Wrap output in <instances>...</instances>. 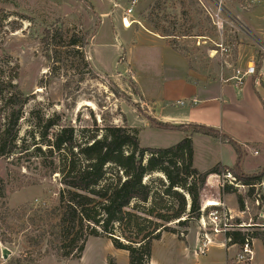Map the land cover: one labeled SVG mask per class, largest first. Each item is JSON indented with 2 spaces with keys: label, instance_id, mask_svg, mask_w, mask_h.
Returning <instances> with one entry per match:
<instances>
[{
  "label": "rangeland",
  "instance_id": "obj_1",
  "mask_svg": "<svg viewBox=\"0 0 264 264\" xmlns=\"http://www.w3.org/2000/svg\"><path fill=\"white\" fill-rule=\"evenodd\" d=\"M130 7L129 19L134 24L124 28L121 20ZM155 24L171 37L156 33ZM47 29H60L65 35L96 29L85 50V60L96 77L87 74L88 68L75 50L65 48H60L63 58L51 70L53 62L47 55L53 49L43 43ZM239 44L249 46L242 48L238 58ZM164 45L183 56L193 77L211 81H226L237 76V71H245L249 65L243 66L256 47L250 64L254 74L249 78L258 79L264 91L262 67L256 64L258 57L261 62L264 58V0H0V79L12 78L17 72L15 83L29 98L18 133L19 143L28 146L29 152L0 159V264H128L127 253L115 250L106 238H89L79 260L58 256L47 235L38 242L54 222L49 212L57 205L62 186L59 175L50 168L52 159L47 154L37 157L34 148L41 146L45 152L40 136L46 119L55 115L60 124L50 136L69 126L85 140L97 128L126 125L138 130L141 148L176 146L186 135L151 127L150 118L159 120L151 104L131 85L139 83L146 92L160 88L173 56ZM168 110L176 109L171 106ZM205 146L201 141L195 143L193 167L200 171L209 168L203 159ZM247 146L243 168L252 172L264 166V146ZM158 177L162 178L161 174L145 181ZM238 193L245 197L244 191ZM210 196L218 198L215 190L202 192V199ZM244 200L250 212L242 222L264 223L257 216L260 210L250 199ZM227 202L226 206L238 208L234 195L228 196ZM170 227L177 234L163 233L151 243L150 264H202L212 258L224 262L225 257L236 260V247L214 246L207 256L196 255L198 221L186 230L176 227V222ZM216 240L220 242L222 236ZM2 248L9 251L6 260ZM254 249L255 264H262L260 241Z\"/></svg>",
  "mask_w": 264,
  "mask_h": 264
},
{
  "label": "trees",
  "instance_id": "obj_2",
  "mask_svg": "<svg viewBox=\"0 0 264 264\" xmlns=\"http://www.w3.org/2000/svg\"><path fill=\"white\" fill-rule=\"evenodd\" d=\"M96 29L70 35L60 29H47L43 43L53 49L47 55L53 62L51 70L54 63L63 58L60 48L71 49L88 68L87 74L95 78L90 63L85 60V50ZM153 29L156 33L160 31L163 37H171L157 24ZM261 63L258 57L259 68ZM16 79L17 72L12 78L0 79V159L29 152V147L19 143L18 139L19 124L29 98L19 90ZM83 80L81 78L80 82ZM131 85L136 88L133 82ZM59 124L58 115L46 119L40 136L46 149L44 152L41 146H36L34 155L43 157L47 154L52 159L50 168L59 175L62 186L57 205L52 208V213L49 212L54 222L38 242L44 241L47 235L53 242V250L63 259L79 260L89 238H106L115 250L127 253L128 264H149L151 243L159 240L163 233L177 234L176 229L170 227L172 223L176 222V227L186 230L199 220L201 195L209 175L230 172L242 186H253L264 179V167L252 174L243 171L244 152L240 145L205 125H172L150 118L153 128L186 133L176 146L150 149L141 148L138 130L126 125L97 128L84 140L83 134L77 137L69 126L60 127L50 136V131ZM195 134L230 145L236 154L235 164L232 167L218 164L206 172L197 171L193 167L191 140ZM154 174H161L162 178L145 181ZM253 192L254 189L249 188L245 197L250 198ZM223 194L234 195L238 209L243 210L245 197L236 189L227 187ZM252 229L254 231L250 232ZM252 229L247 233H230L228 246L240 247L245 237L250 236L260 241L264 248V229ZM43 255L47 256V253Z\"/></svg>",
  "mask_w": 264,
  "mask_h": 264
},
{
  "label": "crops",
  "instance_id": "obj_3",
  "mask_svg": "<svg viewBox=\"0 0 264 264\" xmlns=\"http://www.w3.org/2000/svg\"><path fill=\"white\" fill-rule=\"evenodd\" d=\"M256 45V47L259 46L258 44ZM164 46L172 51L166 45ZM245 46L247 47L249 45L239 44L237 47L236 54L238 58L240 51L243 50L242 48ZM256 47L250 52V56L243 67L253 64L254 53L257 50ZM172 54V62L168 65L169 69L165 77L163 76L160 79L161 85L160 88L156 89V92H146L139 83L133 81L140 97L151 104L155 118L159 120V122L172 125L199 124L212 127L240 145L243 152H245V148L248 147L247 145L255 146L262 144L264 146V91L262 90L260 81H258V79L253 81L252 78L249 77L242 79L241 82L232 79L226 81H222L221 79L211 81L195 78L191 75L185 59L174 51H172ZM261 67V76H263L264 58ZM177 101H183L184 105H177ZM171 106L176 110L172 112L168 110ZM181 135L184 137L186 134L181 131ZM191 140L193 147V162L195 161L194 151H196V141H201L206 145L203 159L205 163L208 164L207 167L209 168L201 171L196 169L197 171L203 173L218 164L225 167H232L235 164L236 155L230 145L220 143L209 137H202V135H193ZM229 147L232 148V151H229ZM243 161L241 167L246 174L255 173L260 168L264 167L259 166L252 172H246L243 168ZM228 196L230 195L223 196V201L225 203L227 202ZM227 206L232 213L236 212V207L232 208L229 205ZM172 236L176 237L175 235ZM186 237L184 240H186ZM195 240L198 247V234H195ZM256 241H253V257L249 264H255L256 252L254 245ZM214 246L223 248L219 244H215L212 247ZM233 247L238 248V253L239 247L236 245L229 246L225 249L228 250ZM205 256H207V254H205L204 257ZM261 261V263L264 264V257H262ZM202 264L237 263L235 259L233 261V259L225 257L224 262L217 258H212L210 260L207 259L202 262Z\"/></svg>",
  "mask_w": 264,
  "mask_h": 264
},
{
  "label": "built area",
  "instance_id": "obj_4",
  "mask_svg": "<svg viewBox=\"0 0 264 264\" xmlns=\"http://www.w3.org/2000/svg\"><path fill=\"white\" fill-rule=\"evenodd\" d=\"M131 14L132 7L126 10L124 17L121 20L124 28L127 27V24L129 26L134 24V21L129 19ZM236 74L237 76L231 79L241 82L242 79L251 77L254 74V67L249 65L246 67L245 71H237ZM177 105L183 106L184 102L177 101ZM227 187L234 188L238 192L242 190L245 192V195L249 188H253L254 192L252 196L250 198H246L250 199L255 209L260 210L257 212V216L259 219L264 220V199L262 198V195L264 194V179H262L260 183L253 186H242L230 172L209 175L206 179L203 191H205V189L209 192L215 190L218 198L213 199L211 196L209 198L204 197L205 199H202L201 201V217L198 220V247L196 250V253L199 256H204L208 249L215 244H219L223 248H228V244L231 242L229 234L232 232L247 233L249 232L248 229L252 228L264 229V223L255 225L252 219H249L247 224L242 222L245 215H249L250 212V208L245 203V200L242 211L237 208L236 212L232 213L231 210L227 208L225 205L226 203L223 201V191ZM220 236H222V240L217 243L216 238ZM253 241L254 240L250 236L245 237L244 242L239 247V251L236 255L237 264H246L252 260Z\"/></svg>",
  "mask_w": 264,
  "mask_h": 264
},
{
  "label": "water",
  "instance_id": "obj_5",
  "mask_svg": "<svg viewBox=\"0 0 264 264\" xmlns=\"http://www.w3.org/2000/svg\"><path fill=\"white\" fill-rule=\"evenodd\" d=\"M8 255H9V251H8L7 249H5V248H2V249H1V256H2V259H3V260H6L7 257H8Z\"/></svg>",
  "mask_w": 264,
  "mask_h": 264
},
{
  "label": "bare ground",
  "instance_id": "obj_6",
  "mask_svg": "<svg viewBox=\"0 0 264 264\" xmlns=\"http://www.w3.org/2000/svg\"><path fill=\"white\" fill-rule=\"evenodd\" d=\"M128 25V24H127Z\"/></svg>",
  "mask_w": 264,
  "mask_h": 264
}]
</instances>
